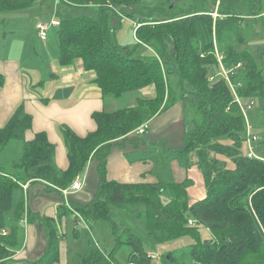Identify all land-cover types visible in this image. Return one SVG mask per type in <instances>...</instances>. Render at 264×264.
I'll return each mask as SVG.
<instances>
[{
  "label": "trees",
  "instance_id": "1",
  "mask_svg": "<svg viewBox=\"0 0 264 264\" xmlns=\"http://www.w3.org/2000/svg\"><path fill=\"white\" fill-rule=\"evenodd\" d=\"M44 0H0V13L19 12ZM190 9L175 7L172 0H59L54 15L58 25L56 42L60 64L80 59L94 74L93 82L105 101L125 93L153 87V96L136 97L133 105L116 110L91 113L95 128L78 135L69 126L60 125L67 146V166L55 163V145L45 132L32 139L25 134L32 116L20 104L0 128V152L11 140L22 143L18 159L10 169L0 168V264L20 249L23 232L19 221L25 216L36 222L45 235L43 252L25 264H56L65 232L59 228L63 217L83 219L91 229L96 222L110 224L114 245L105 251L90 244L79 254L76 264H121L116 251L128 250L125 264H154L143 243L128 227L115 221L114 209L144 207L148 234L157 242L188 235L193 242L178 256L169 251L159 264H264V156L262 159L242 154L247 138L243 110L235 101L226 81L218 75L217 48L226 68L240 67L232 77L240 83L239 97L251 98L264 88V77L253 52L245 47L244 19L264 31V0H210L217 10L208 9L209 0H193ZM216 11L214 17L212 13ZM161 14V18H156ZM138 15L136 45H146L152 53L133 56L114 39L111 20ZM4 19L0 17V25ZM259 38V32L257 33ZM255 39V38H252ZM216 47V48H215ZM240 47V48H238ZM172 64L181 86L192 96L194 119L185 124L182 144L171 154L188 167L195 163L200 170L205 196L188 201L187 189L192 180L180 182H120L106 177L107 156L111 148L126 137L141 141L137 129L177 101L186 109L185 95L177 96L167 80ZM167 69V70H166ZM4 77L0 74V86ZM230 140L223 144L219 138ZM135 141V143H137ZM264 149V140L261 142ZM229 157L232 168L224 166L217 155ZM90 159H97L99 183L93 199L85 204L70 202L57 206L56 217L32 212L26 207L22 186L26 182L44 184L46 190L68 188ZM168 192L169 200L161 196ZM11 215L6 219V213ZM191 221V223H189ZM205 227L209 238H200L198 228ZM74 237L80 230L73 228Z\"/></svg>",
  "mask_w": 264,
  "mask_h": 264
},
{
  "label": "crops",
  "instance_id": "2",
  "mask_svg": "<svg viewBox=\"0 0 264 264\" xmlns=\"http://www.w3.org/2000/svg\"><path fill=\"white\" fill-rule=\"evenodd\" d=\"M56 5L44 0L26 10L16 12L17 17L32 18L36 24L45 8L51 6L54 14ZM29 13L31 15H28ZM19 61L20 59L13 55L0 58V74L4 77V84L0 86V128L8 121L14 110L23 104L25 111L32 116L31 128L25 134L26 139H32L37 132H45L49 141L55 145L54 159L57 167L65 169L66 152L60 145L54 128L56 124H65L78 135H84L95 128L91 113L103 110L104 100L99 88L93 82L94 74L86 70L78 58L67 65L60 64L58 60V66L52 59L50 61L52 71L49 73L51 79L47 90L42 93L40 88L45 85L44 82L42 80L33 82L29 73L23 71ZM146 92L149 93V89ZM151 92L149 97L153 96V90ZM183 111L181 101H177L148 122L145 140L137 141L134 136H130L114 145L107 156L106 177L120 182L156 181L162 180L159 177L162 171L172 178L169 182H180L189 178L193 184L194 180L189 175L191 169H187L183 163L166 151L171 150V146L176 148L182 144L181 140L185 132ZM149 148L154 149L153 152L156 153L154 157L157 158L160 149H163L164 154L167 155L166 163L160 165L159 160L143 157L141 153ZM20 154L21 152L15 155L11 162L18 159ZM200 176L204 186L201 172ZM76 178L82 186L77 190L61 191L62 195L46 190L44 184L39 182L21 184L26 207L32 212L56 217L57 206L60 204L89 203L95 196L99 183L97 159H90ZM10 215L11 211L6 213V219ZM73 215L72 213L70 217H63L59 223L60 230L65 234L68 222L73 221ZM74 223L88 227L87 222L81 218ZM19 227L23 232L22 246L2 264H25L28 260L37 258L44 250L45 235L36 222L29 223L24 216L19 221ZM88 229L90 230L89 227ZM56 264H69L65 239L60 244V260Z\"/></svg>",
  "mask_w": 264,
  "mask_h": 264
},
{
  "label": "rangeland",
  "instance_id": "3",
  "mask_svg": "<svg viewBox=\"0 0 264 264\" xmlns=\"http://www.w3.org/2000/svg\"><path fill=\"white\" fill-rule=\"evenodd\" d=\"M48 1L57 4L59 0ZM172 2L176 5L175 7H182L184 9H190L196 4L193 0H172ZM206 7H208V9H211V7L213 9L215 7L214 9L217 10V4L214 6V4L210 3V0ZM213 13H216V11ZM28 15H31V13ZM17 16L16 12L0 13V17L4 19V24L0 25V58L7 57L8 55L18 57L23 71L29 73L30 79L33 82L38 80L44 82L45 85L40 88L42 93H44L47 90L48 82L51 79L49 78V73L52 71L50 61L53 59L54 64L57 66L59 65L57 59L58 47L56 42L57 26L50 27L47 31L46 37L42 39L36 31L35 23L32 18H20ZM40 16L39 20L49 21L54 16V14H52L51 6L47 9L45 8L43 12L40 13ZM155 17L161 18V14H156ZM55 18L57 19L56 16ZM139 18L138 15H133L132 17L123 16L120 17V19L114 17L111 20V25L114 29L115 42L127 50L134 48L132 51L133 56L148 55L152 53V50L148 46L142 44L136 45L135 30ZM251 22V19H244L243 25L245 26V30L243 31V34L246 36V44L240 47H245L254 53L264 77V31H262L261 21L257 26H254L253 24L249 25ZM258 32L259 38H256ZM216 51L219 52L217 48ZM167 69L171 70L166 74L170 88L178 97H181L182 94L186 97L184 98L186 109L183 111V119L185 124L191 125L195 117L190 104L192 96L189 93L187 86L184 85L183 87L179 84L174 66L169 64ZM91 85L94 86L92 82ZM148 89L149 93L146 92ZM151 90H153V87L147 86L138 91L125 93L120 98L108 97L105 99L103 107L105 110L111 111L130 105L131 103L134 104L136 97H149L152 93ZM250 101H252V105L248 107ZM239 104L242 106L244 114L247 137L251 139V146L257 158L262 159L264 156V149L261 145V142L264 140V88L262 93L254 95L251 98L240 97ZM54 130L60 145L67 153V146L63 142L60 124H56ZM140 138L145 140V134L140 135ZM219 141L223 144H230V140L224 137L219 138ZM21 148V141L11 140L8 146L0 152V168L10 169L12 158L21 152ZM174 148L175 146H171V150L167 149L166 151L171 153ZM153 150V148H149L142 152L141 155L145 158H152L154 161L159 160L160 165L165 164L167 155L164 154L163 149H160L158 158L157 156L154 157V154L156 153L153 152ZM241 151L242 154L247 152L245 143H243ZM171 156L175 157V154H171ZM217 158L225 162L224 166L227 168H232L234 165L229 157L218 154ZM189 168L191 169L189 175L193 178L194 182L188 188V201L193 202L201 199L205 195V191L201 181L200 171L196 164H189L187 169ZM159 177L167 182L172 181V178L169 177L166 172L161 171ZM161 200L163 202L169 200V194L167 191L162 194ZM143 212V206H133L128 207L127 209H114V217L120 227H128L140 237L145 251L155 256L153 259L154 264L159 263L162 254H166L169 251L175 252L178 256L182 255L186 251L187 245L193 242L192 238L188 235L171 241L157 242L155 238L147 232ZM73 228L80 230L78 237H74L72 231ZM86 228L81 224L74 223L72 220L68 222L65 243L69 264H76L78 255L84 254L88 250L90 244L92 246H98L105 251L111 250L114 245L109 223L96 222L92 225L90 230L88 227ZM198 231L200 238L210 237V233L205 227H199ZM127 253L128 250L126 247H121L116 251V257L121 264H125Z\"/></svg>",
  "mask_w": 264,
  "mask_h": 264
},
{
  "label": "built area",
  "instance_id": "4",
  "mask_svg": "<svg viewBox=\"0 0 264 264\" xmlns=\"http://www.w3.org/2000/svg\"><path fill=\"white\" fill-rule=\"evenodd\" d=\"M213 15L215 17L217 14L216 13H213ZM57 25H58V20L55 18V15H54L49 21H45V20L44 21H42V20L37 21L36 24H35V28H36V31H37L38 35L41 38H45L46 35H47L48 29L50 27H52V26H57ZM215 54H216V58H217L218 65H219L218 75L220 77H222L226 81V83L229 86L230 91L232 92V94L234 96L235 101L239 104V98L240 97H239V95L237 93V87L240 86V83L234 82L233 79H232V77L236 74V70L240 67V64H237L233 68H226V67H224V65L222 63L223 57H222L221 53L215 51ZM250 105H252V101L249 102L248 107ZM240 107L242 108L241 105H240ZM146 128H147V123H144L143 125H141L137 129V132L139 134H142L145 131ZM245 144H246V147H247L246 155L248 157H255V158H257V156L255 155V153L253 151V148L251 146V139L250 138H248V137L246 138ZM81 186H82L81 182L76 178L70 184V186L68 188H66V189L63 190V192H68L70 190H77ZM189 223H191V221H189ZM150 258L153 261V259L155 258V256L153 254H150ZM157 264H159V263H157Z\"/></svg>",
  "mask_w": 264,
  "mask_h": 264
},
{
  "label": "bare ground",
  "instance_id": "5",
  "mask_svg": "<svg viewBox=\"0 0 264 264\" xmlns=\"http://www.w3.org/2000/svg\"><path fill=\"white\" fill-rule=\"evenodd\" d=\"M238 88V87H237Z\"/></svg>",
  "mask_w": 264,
  "mask_h": 264
}]
</instances>
